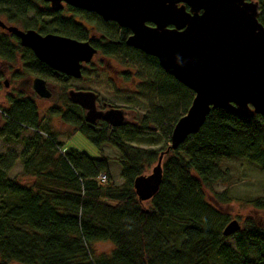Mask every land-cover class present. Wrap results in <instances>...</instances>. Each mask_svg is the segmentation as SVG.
I'll use <instances>...</instances> for the list:
<instances>
[{"label":"trees","instance_id":"16d2710c","mask_svg":"<svg viewBox=\"0 0 264 264\" xmlns=\"http://www.w3.org/2000/svg\"><path fill=\"white\" fill-rule=\"evenodd\" d=\"M248 1L258 3V22L264 28V0ZM0 20L42 35L89 41L96 55L117 61L121 71L112 64L97 70L92 60L91 69L84 66L77 81L95 93H126L144 101L148 111L141 118L142 128L167 124L170 142L173 126L186 113L193 94L166 74L156 58L127 46V29L70 6L54 12L38 0H0ZM0 61L16 66L21 61L38 77L59 78L64 88L72 80L39 62L2 29ZM124 84L134 86V92L121 90ZM63 96L69 107L79 108L66 93ZM4 113L0 138L22 146V171L21 178H8L14 157L0 155V264H264L263 227L247 217L238 232L224 237L230 217L217 207L231 197L226 190L209 193L214 185L229 183L225 163L231 160L245 159L264 171L263 117L212 110L196 134L164 156L160 187L141 204L133 181L156 164L167 146L158 151L125 142V133L140 135L128 118L125 125L113 128L102 121L88 124L83 113L71 116L76 118L74 128L99 150L108 145L120 154L123 182L116 186L108 179L104 157L91 159L72 148L64 151L32 99L18 94ZM25 128L32 131L30 136L23 135ZM245 202L264 209V197ZM230 238L234 245L227 243Z\"/></svg>","mask_w":264,"mask_h":264},{"label":"water","instance_id":"95a60500","mask_svg":"<svg viewBox=\"0 0 264 264\" xmlns=\"http://www.w3.org/2000/svg\"><path fill=\"white\" fill-rule=\"evenodd\" d=\"M54 12L67 6L94 13L104 22L127 29V46L157 59L160 68L190 90L193 99L170 134V142L160 152L148 175L133 181L138 201H149L162 181L164 156L175 150L204 124L212 110L222 109L244 118H264V28L258 22L259 5L248 0H40ZM0 29L17 38L36 59L72 80L82 77V68L91 63L97 50L89 41L56 34L42 35L22 30L0 20ZM47 81L35 77L34 93L42 99L52 94ZM71 104L83 111L88 124L97 121L110 127L127 122L122 108L97 107L98 95L90 90L69 89ZM230 220L224 237L240 230Z\"/></svg>","mask_w":264,"mask_h":264},{"label":"rangeland","instance_id":"374dc122","mask_svg":"<svg viewBox=\"0 0 264 264\" xmlns=\"http://www.w3.org/2000/svg\"><path fill=\"white\" fill-rule=\"evenodd\" d=\"M32 16L33 14L29 15L30 18ZM90 24L93 25V27L96 26L94 22H91ZM92 60V64H94V68L97 70H102L105 65H107L108 67V64L116 66V68H118L120 71L122 69L121 65L113 59H108L96 55ZM86 66L90 68L88 65H85V67ZM6 67L8 68V65L4 64L3 62L0 63V70H4L6 69ZM14 67L16 68V65H14ZM31 71L32 70L30 69L32 77L38 76L36 73ZM30 73L26 72L27 75ZM109 75L111 77H114V75L110 73ZM45 80L47 81V86L52 94L51 98L42 99L39 98L36 94H31L30 96V98L38 108L39 116L43 120L42 123L57 135L56 142L61 144L64 151L72 148L80 153L87 155L91 159H101L104 157L107 160L106 167L108 179H111L116 186H120L123 182L120 177L121 168L117 162V159L120 158V154L115 148L108 145L101 146L99 150L80 131L74 128V122L76 121V118L71 116H73L74 114V116L76 117L78 115L82 116L81 113H83V111L80 107H69L65 102L63 96L64 93H66L67 96V91L69 89H90L86 88L77 80L68 81L66 83L67 88L63 87L64 83H62L59 78L52 77ZM13 86L14 84H12V87L8 92L11 94H16L17 92L13 90ZM120 89L127 92H134V86L131 85H120ZM96 94L98 95L97 107L99 109H104L109 105L116 108H122L126 111L128 124L135 125L136 128L140 129V131L136 132L140 135L132 136L128 133H125V136L122 137L125 142L140 149H153L158 151L169 144L165 135V127L167 126V124H163L162 126L157 125L156 128H151L150 130L142 128L141 118L143 114L148 111L147 105L144 101H140L134 96L126 93L119 95L103 93ZM17 96L18 95L16 94V97ZM1 100L2 98H0V109L2 110L3 107ZM6 107H8V105ZM24 130L25 131L23 132V135H31L32 131L29 128H25ZM21 153V145L5 144L0 138V155L10 154L12 157H14L13 167L6 174L8 178H21ZM225 166L228 167V174L230 176L229 183H218L213 186L212 191H209V193L212 194L213 191L223 193L226 190L228 192L227 195L231 197L232 201L223 205H219L217 207V210L222 214L229 215L230 220H237L241 226L243 221L247 217H252L256 221V223H258V225L262 226L264 229V209L255 210V208H253L251 204H247L245 202V200H247L248 198L264 197V171H262L255 164L245 159L231 160L230 162L225 163ZM150 169H148L145 175H148L150 173ZM21 182L23 181L21 180ZM208 200L210 204H214L211 199ZM227 243L234 245V239H228ZM97 248L102 249L105 248V246H97Z\"/></svg>","mask_w":264,"mask_h":264},{"label":"flooded vegetation","instance_id":"af4514ba","mask_svg":"<svg viewBox=\"0 0 264 264\" xmlns=\"http://www.w3.org/2000/svg\"><path fill=\"white\" fill-rule=\"evenodd\" d=\"M65 6L67 5L64 3V7ZM0 63L2 62L0 61ZM3 63L8 65V68L6 67V69L0 70V98H2L1 101L3 107L2 110L0 109V125H2L5 122V119L7 118V115L4 113V109L7 108L6 107L7 105L8 107L10 106V103L11 101L13 102V99L16 97V94L17 95L21 94L23 97L30 100H31L30 98L31 94H35L32 87V81L35 77H32L29 67L27 68V66H25L24 63L21 61H18L17 63L18 65L16 66V68L14 67L15 64L9 65L7 62H3ZM16 72L19 73L16 74ZM26 72H29L30 74L27 75ZM12 84H14L13 90L17 92L16 94H11L8 92L9 89L12 87Z\"/></svg>","mask_w":264,"mask_h":264},{"label":"built area","instance_id":"2783aa9c","mask_svg":"<svg viewBox=\"0 0 264 264\" xmlns=\"http://www.w3.org/2000/svg\"><path fill=\"white\" fill-rule=\"evenodd\" d=\"M100 181L105 182L106 176L104 174H100L99 176Z\"/></svg>","mask_w":264,"mask_h":264}]
</instances>
